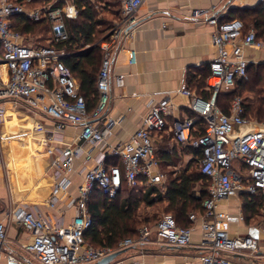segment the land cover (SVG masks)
<instances>
[{
    "label": "built area",
    "instance_id": "obj_1",
    "mask_svg": "<svg viewBox=\"0 0 264 264\" xmlns=\"http://www.w3.org/2000/svg\"><path fill=\"white\" fill-rule=\"evenodd\" d=\"M88 1V0H83ZM90 1V0H89ZM145 0H120V16L105 37L94 45L99 47L102 59L97 74V103L88 112L80 85L62 62L72 52L57 49L52 44L68 39L67 23L78 25L84 19V12L77 0H51L39 7H30L31 0H0V63L5 67L4 80L0 77V100H11L24 105L35 115L44 117L52 126L35 124L34 133L40 134V147L51 156L54 184L51 198L46 204L54 208L56 201L67 194L71 176L76 173L75 162L85 164L94 160L90 149L98 150L100 157L94 167H82V180L77 196L70 201L75 216L68 223L54 225L37 206L15 205L3 211L0 216V255L7 243L8 227L12 224L25 231L29 239L20 243L21 251L28 253L38 264H90L117 251L129 247L144 249L156 243L167 247L183 248L191 245L192 226H180L170 213L163 214L154 223L142 224L135 238L122 240L117 247L96 248L84 240V233L93 225L88 205L94 193L113 199L123 182L128 188H135L140 181L154 186L163 181L155 156L154 135L165 131L172 134L180 146H189L202 151L199 170L208 182V197L203 201V212L191 213V223L200 221L203 233L200 264H245L236 255H255L259 249L256 239L230 237L229 215L217 210L218 203L246 191L250 196L260 195L264 199V131H244L250 124L244 116V101L235 97L229 112L217 106V95L231 91L237 80L248 78L249 60L245 50H264V41L258 39L254 29L243 32V25L236 20L220 21L212 15L208 24L213 27L211 43L216 48L215 57L209 61V79L215 80L208 88L210 99L196 95L185 85L181 95L190 99L189 110L193 117L175 120L167 125L166 117L171 106L167 100L151 104L142 119L141 126L124 143L107 146L105 137L109 125L99 128L94 122L100 121L110 100L112 57L124 39H130L137 21L136 15ZM198 13V12H197ZM23 16L33 22L47 20L50 25L49 46H35L13 29L12 19ZM130 64L135 63V52L129 50ZM116 85H123L121 76L115 78ZM209 85V83H208ZM205 127L202 132L197 122ZM66 127L79 130L73 144L65 147L54 146L60 141ZM198 133V136H194ZM107 159H115L114 164ZM0 146V166L2 165ZM84 165V164H83ZM10 263H18L12 255Z\"/></svg>",
    "mask_w": 264,
    "mask_h": 264
},
{
    "label": "crops",
    "instance_id": "obj_2",
    "mask_svg": "<svg viewBox=\"0 0 264 264\" xmlns=\"http://www.w3.org/2000/svg\"><path fill=\"white\" fill-rule=\"evenodd\" d=\"M80 9L86 18V10ZM263 9L264 0H145L136 15L137 21L133 27L132 36L121 42L119 49L112 57L110 100L105 116L100 121L94 122L102 129L107 125L110 126L105 137L107 146L126 142L141 126L150 105L161 100H167L170 104L171 110L168 117L172 122L189 117L190 99L179 92L183 85L196 95L210 99L212 92L208 86L213 79H209V74L205 85L199 91L195 83L191 82V79L199 80L202 73L209 72L208 63L216 55V48L211 43V34L214 29L208 24V19L216 15L220 21L236 20L246 26L245 30H249L254 29L248 21L249 18L254 14L253 12L257 13ZM129 50L135 52L134 64H130ZM244 53L249 60V65H254L253 68L257 72L259 69H264V50L248 48ZM119 76L124 81L121 87H118L115 82V78ZM0 77L3 80L5 78V67L1 63ZM262 82L264 84V78ZM218 96L216 97L217 106ZM23 109H26L24 105L11 100H0V146L3 156L0 166V216L4 214L3 211L15 205H30L37 206L54 225L68 223L76 214L70 201L77 196V188L82 180V173H80L82 167L86 169L94 167L95 159L100 157V153L90 145L84 144V149L91 150L94 160L86 164L81 159L76 160V173L71 176V186L67 194L56 201L54 208L47 207L54 184L51 156L46 154L44 149L40 150L38 141L42 136L33 131L37 123L43 124L46 128H50L52 124L29 109H26V112ZM249 120L250 124L242 130L264 131V122ZM61 133V140H54V146L65 147L73 144L79 130L66 127ZM171 135L167 131L161 135H154L155 146L158 149L169 147L162 142V139H170V149L176 146L178 151V154L173 156L184 155V153L192 156L190 152L184 150L185 147L177 144L173 138H169ZM24 141L28 145V150L22 147ZM24 161L29 162L23 164ZM43 162H48L47 167L45 166L46 171L43 170ZM108 162L109 159H107ZM158 164L160 171V163ZM47 171L52 177L50 190L47 191L49 198L36 203L32 193H38L40 186L48 188ZM162 183L163 181L160 184ZM158 185L154 186L158 187ZM161 190L164 193L165 187ZM243 199L240 192L234 197L220 201L217 210L229 215L230 237L250 236L258 242L259 249L255 255H236L234 258L245 264H264V214H245ZM160 204H164L165 207L167 205L166 202ZM152 208L154 206H140L138 211H145L138 215L142 219H158L165 214L160 213L161 215L156 217L158 213H150ZM194 213L200 215L199 212ZM191 226L192 238L191 245L188 247H167L156 243H151L144 249L129 247L121 250L122 254L111 264H200L198 257L206 252L202 249L204 238L200 221L191 223ZM7 238L8 241L0 255V264H14L7 260L8 255L16 258L18 263L15 264H38L31 255L19 248L20 243L29 239L27 232L11 224L8 227Z\"/></svg>",
    "mask_w": 264,
    "mask_h": 264
},
{
    "label": "trees",
    "instance_id": "obj_3",
    "mask_svg": "<svg viewBox=\"0 0 264 264\" xmlns=\"http://www.w3.org/2000/svg\"><path fill=\"white\" fill-rule=\"evenodd\" d=\"M21 1V0H18ZM51 0H31L30 7H39L50 3ZM77 4L84 8L87 12V17L78 25L72 26L67 23L68 39L64 42L52 44L57 49H65L72 52L71 55L64 57L62 62L68 68L70 73L75 77L80 85V94L84 97L88 112H91L97 103L96 81L99 71L102 52L99 47H91L86 49V45H94L102 34L100 28L108 26L110 29L113 23L119 19L121 3L120 0H105L95 2L77 0ZM97 7L104 9L117 8L112 14L115 19L100 20L96 12ZM252 14L249 18V23L257 31L258 39L264 41V9ZM13 29L22 36H41L36 38L35 46H49L47 42L50 39V25L47 20L33 22L25 19L23 16H16L12 19ZM244 26V25H243ZM246 26L243 27V32ZM1 50V45H0ZM2 53V51H1ZM0 53V55H1ZM254 65H249L247 68L248 78L246 80H237L234 90L221 91L218 96V106L223 112L228 113L232 100L239 97L243 92L254 94V97L244 101V116L247 119H253L258 123L264 122V95L256 91V85L250 86L249 71ZM209 72H204L200 75L199 80L191 82L195 83L196 89L205 85V81ZM257 84V83H256ZM249 102V103H248ZM189 117H193L191 113ZM263 121V122H262ZM167 125L172 124L171 118L166 117ZM198 128L203 132L205 127L201 125V121L197 122ZM157 134V135H161ZM198 136V133H194ZM169 138H173L172 135ZM170 139H162V142L168 144ZM176 145V144H175ZM184 150L190 152L194 156V162L199 167V162L202 158V151L185 146ZM177 147L170 149L165 147L155 148V156L160 163V167L164 163L169 166H176L177 162H172L177 156ZM170 160V161H169ZM115 159H110L109 164H114ZM198 167L193 168V163H188L182 170L176 171L173 177H168L165 184L164 193L157 186H145L143 181L138 185L128 190L124 181L117 196L113 199L102 195L96 191L92 196L88 209L93 219V225L84 233V240L88 245L96 248L111 247L115 248L126 238H135L138 234V228L142 224L154 223L157 218L142 219L138 215L140 206L153 207L162 202H166V209L174 215L176 223L180 226H191L188 219L190 213L203 212L202 203L208 197V182L201 174ZM193 168V170H191ZM201 184L198 193L195 192V186ZM243 196V212L259 213L264 206V199L260 195L250 196L246 192H242ZM261 213V212H260ZM171 214V213H170Z\"/></svg>",
    "mask_w": 264,
    "mask_h": 264
},
{
    "label": "rangeland",
    "instance_id": "obj_4",
    "mask_svg": "<svg viewBox=\"0 0 264 264\" xmlns=\"http://www.w3.org/2000/svg\"><path fill=\"white\" fill-rule=\"evenodd\" d=\"M100 1H105V0H100ZM116 10H117V8H112V7H111V9H108V8L104 9L102 7H97L96 8V12L98 14V19H100V20L115 19L112 16L111 13H113V11L115 12ZM107 28H108V26H106L105 28H103V27L100 28V31H102V34H101V36L99 37L98 40H100L101 38H103V37L106 36V34H107L108 30H109V29L107 30ZM39 37H41V36H39ZM39 37H38L37 34L34 35V37L33 36H24V39L26 41H23V42H27V44L28 43L33 44L34 42H36L35 41L36 38H39ZM258 71L259 72H257V70H255V68L250 69V71H249V79H248L249 82H248V84L250 86H253V84L256 85V88H255L256 91H259L260 93H262V95H264V84L262 82V78H264V69L263 70L262 69H259ZM260 73H263V74L261 75ZM258 78H259V81H258ZM213 83H214V80L213 81H210V86H212ZM239 97H241L243 99V101L246 102V101H249L248 99L253 98L254 97V94H251L249 92H243ZM23 110H24V112H26V109H23ZM39 140H40V138H39ZM38 144H39V141H38ZM168 145L171 148L170 142H168ZM38 146H39L40 150L43 151L42 148L40 147V144ZM22 147H23L24 150L25 149L28 150V145L26 144V141L23 142ZM171 161L172 162H177L176 166H169L168 163H164L161 166V168H160V172L163 175V183L160 184V186L158 185V187L160 189H163L165 187V184H166V182L168 180V177H173V174L172 173H175L177 170H182L183 168H185V166L188 163H191L192 162L193 163V168L194 167H198L197 163L194 162L195 161L194 160V156L188 155L187 153H184V155H179V156H177L175 159H173ZM27 162H29V161H24L23 164H26ZM43 165H44V169L43 170L46 171L45 166L47 167L48 162H43ZM193 168L191 170H193ZM50 175L51 174L48 173V171H47V176H48V179L47 180L49 181L48 188L47 187H44V186H40V191L36 194V197H38L37 199H39V200L40 199H44V201H46L49 198V194H47L48 193L47 191L50 190V187H51V184H52V179H51L52 177H50ZM200 187H201V184H198V185L195 186V192L196 193L199 192ZM128 190H130V188H128ZM141 209H144V208H141ZM144 211L145 210H141L139 213H144ZM150 211H151L150 213H158V216H156V217H159L161 215L160 213H171L172 215H174L171 211H168L165 208V205L164 204L155 205L154 208H152ZM260 212L264 214V206L261 208V211Z\"/></svg>",
    "mask_w": 264,
    "mask_h": 264
},
{
    "label": "water",
    "instance_id": "obj_5",
    "mask_svg": "<svg viewBox=\"0 0 264 264\" xmlns=\"http://www.w3.org/2000/svg\"><path fill=\"white\" fill-rule=\"evenodd\" d=\"M123 251H117L109 256L102 258L97 261L95 264H111Z\"/></svg>",
    "mask_w": 264,
    "mask_h": 264
},
{
    "label": "bare ground",
    "instance_id": "obj_6",
    "mask_svg": "<svg viewBox=\"0 0 264 264\" xmlns=\"http://www.w3.org/2000/svg\"><path fill=\"white\" fill-rule=\"evenodd\" d=\"M34 129H35V128H34ZM36 194H37V193H32V196L34 195L33 197L36 198V203L44 200V199H40V200L37 199L38 197H36ZM39 197H40V196H39ZM22 201H24V200H22Z\"/></svg>",
    "mask_w": 264,
    "mask_h": 264
}]
</instances>
